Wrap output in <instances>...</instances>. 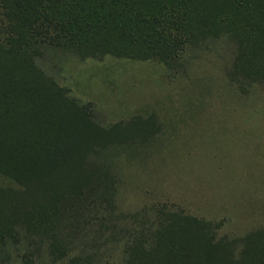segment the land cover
<instances>
[{"label": "trees", "instance_id": "trees-1", "mask_svg": "<svg viewBox=\"0 0 264 264\" xmlns=\"http://www.w3.org/2000/svg\"><path fill=\"white\" fill-rule=\"evenodd\" d=\"M222 37L236 46L229 77L264 84V0H0V255L42 243L53 264H93L87 246L71 258L72 241L123 234L113 153L154 133L152 119L100 126L40 67L47 48L174 69L189 46ZM155 212L117 242V264H264V227L232 238L220 223Z\"/></svg>", "mask_w": 264, "mask_h": 264}, {"label": "rangeland", "instance_id": "rangeland-1", "mask_svg": "<svg viewBox=\"0 0 264 264\" xmlns=\"http://www.w3.org/2000/svg\"><path fill=\"white\" fill-rule=\"evenodd\" d=\"M235 56L228 37L189 46L174 69L114 57L81 61L61 49L45 50L40 67L73 98L92 104L100 126L155 122L147 140L113 153L123 234L114 241L75 239L71 258L82 257L87 246L97 255L93 264H117V242L140 224L155 223V211L163 208L220 223L221 236L239 238L264 227V84L231 79ZM7 184L0 178V186ZM145 211L149 216L138 217ZM0 264L53 262L47 245L23 242L8 245Z\"/></svg>", "mask_w": 264, "mask_h": 264}]
</instances>
